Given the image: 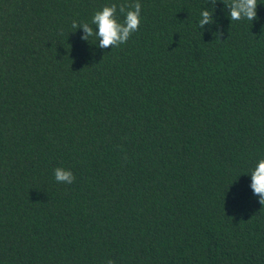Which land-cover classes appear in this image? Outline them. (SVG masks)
<instances>
[{"label": "trees", "instance_id": "1", "mask_svg": "<svg viewBox=\"0 0 264 264\" xmlns=\"http://www.w3.org/2000/svg\"><path fill=\"white\" fill-rule=\"evenodd\" d=\"M134 2L0 0V264H264V0H138L112 49L73 32Z\"/></svg>", "mask_w": 264, "mask_h": 264}, {"label": "clouds", "instance_id": "2", "mask_svg": "<svg viewBox=\"0 0 264 264\" xmlns=\"http://www.w3.org/2000/svg\"><path fill=\"white\" fill-rule=\"evenodd\" d=\"M222 3L229 9L228 17L231 21L257 19V0H221ZM214 5L216 0H211ZM214 8L208 10L201 9L198 27L203 28L205 24L213 23ZM117 12L123 16V21L117 19ZM141 4L136 2L131 4L122 3L119 6L115 3L105 5L100 10L93 13L90 22L77 23L72 22V29L79 27L83 30V40L93 38L98 40V47L103 49L117 48L120 45L126 44L131 35L139 30L140 26ZM95 29V31H94ZM220 33H216V38L219 39ZM251 185L253 193L258 196L259 203L264 205V158L257 161L256 166L250 172ZM54 177L58 183L71 184L75 177L71 171L63 168L54 169ZM107 264H114L112 260H108Z\"/></svg>", "mask_w": 264, "mask_h": 264}]
</instances>
